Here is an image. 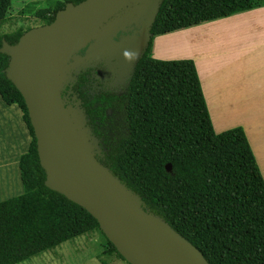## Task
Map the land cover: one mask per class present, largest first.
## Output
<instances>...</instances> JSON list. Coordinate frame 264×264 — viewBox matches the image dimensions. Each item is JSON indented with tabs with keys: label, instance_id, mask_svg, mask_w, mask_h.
<instances>
[{
	"label": "trees",
	"instance_id": "16d2710c",
	"mask_svg": "<svg viewBox=\"0 0 264 264\" xmlns=\"http://www.w3.org/2000/svg\"><path fill=\"white\" fill-rule=\"evenodd\" d=\"M11 1L0 0V28ZM81 1L43 0L34 16L46 25L67 3ZM259 7L264 0H162L122 87H110L112 74L96 63L61 92L65 105L78 104L98 140L96 160L208 264H264V180L240 126L214 132L193 62L156 60L150 52L156 36ZM29 29L0 32V48ZM8 62L0 53V96L19 107L31 139L19 165L23 193L0 202V264H18L94 229L106 241L104 254L122 259L93 216L45 186L23 98L6 78ZM116 102L126 133L115 141L106 135V115Z\"/></svg>",
	"mask_w": 264,
	"mask_h": 264
},
{
	"label": "water",
	"instance_id": "95a60500",
	"mask_svg": "<svg viewBox=\"0 0 264 264\" xmlns=\"http://www.w3.org/2000/svg\"><path fill=\"white\" fill-rule=\"evenodd\" d=\"M161 1L67 3L51 23L30 28L14 45L2 40L0 53L9 57L6 78L23 98L45 186L93 216L126 264H208L96 160L99 143L83 111L61 96L96 63L112 74L110 87L123 86L147 47Z\"/></svg>",
	"mask_w": 264,
	"mask_h": 264
},
{
	"label": "crops",
	"instance_id": "0c3cea01",
	"mask_svg": "<svg viewBox=\"0 0 264 264\" xmlns=\"http://www.w3.org/2000/svg\"><path fill=\"white\" fill-rule=\"evenodd\" d=\"M150 57L193 62L214 132L240 126L264 180V7L156 36ZM30 139L19 107L0 96V202L23 193L19 165ZM102 238L94 229L49 250L78 240L75 247L97 245L94 264H126L104 254Z\"/></svg>",
	"mask_w": 264,
	"mask_h": 264
},
{
	"label": "rangeland",
	"instance_id": "374dc122",
	"mask_svg": "<svg viewBox=\"0 0 264 264\" xmlns=\"http://www.w3.org/2000/svg\"><path fill=\"white\" fill-rule=\"evenodd\" d=\"M42 1L43 0H12L7 20L1 26L0 32L12 33L14 31L39 26L40 22L35 18L34 12L37 8L43 6ZM28 4L31 5L30 8H24V6ZM110 83H112V81H110ZM106 116V135L116 141L126 133L124 113L121 104L117 102L114 103L112 109L109 110ZM102 240L106 243L104 238H102ZM77 241L78 240L66 243L64 246H60L61 248L59 247L55 250H48L41 254H37L18 264H53L51 261H48L49 258L54 259V263H58L59 257L55 255L61 251L62 257L64 258V256H66V263L63 264H94L92 258L97 259L96 255L99 254L97 245H80L75 247L74 244H76L75 242ZM84 260L88 261L84 262ZM105 260L108 261V259ZM59 262L61 264L60 260Z\"/></svg>",
	"mask_w": 264,
	"mask_h": 264
},
{
	"label": "clouds",
	"instance_id": "9594fccd",
	"mask_svg": "<svg viewBox=\"0 0 264 264\" xmlns=\"http://www.w3.org/2000/svg\"><path fill=\"white\" fill-rule=\"evenodd\" d=\"M126 55H130V54H126Z\"/></svg>",
	"mask_w": 264,
	"mask_h": 264
},
{
	"label": "flooded vegetation",
	"instance_id": "af4514ba",
	"mask_svg": "<svg viewBox=\"0 0 264 264\" xmlns=\"http://www.w3.org/2000/svg\"><path fill=\"white\" fill-rule=\"evenodd\" d=\"M118 87H122V86H118Z\"/></svg>",
	"mask_w": 264,
	"mask_h": 264
}]
</instances>
